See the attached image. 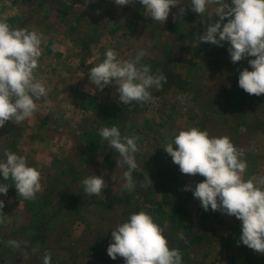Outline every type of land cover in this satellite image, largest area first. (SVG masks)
Instances as JSON below:
<instances>
[{
    "label": "rangeland",
    "instance_id": "1",
    "mask_svg": "<svg viewBox=\"0 0 264 264\" xmlns=\"http://www.w3.org/2000/svg\"><path fill=\"white\" fill-rule=\"evenodd\" d=\"M180 7L186 10L182 17ZM215 7L201 15L190 0H181L160 23L145 15L139 0L124 6L114 0H0V20L42 34L34 75L48 90L31 118L0 128V159L6 151L24 156L40 172L42 185L34 200H25L6 181L9 190L0 194V264H43L46 252L52 264H125L107 253L112 229L140 211L161 227L182 264H264V253L240 241V220L205 211L193 191L184 190L205 178L181 173L164 149L179 131L197 127L231 139L247 164L243 179L264 178V94L250 95L238 83L255 57L234 64L229 42L217 46L196 39L219 19ZM109 48L120 60L143 50L138 66L166 76L162 88H150L151 98L140 104L121 102L114 83L100 90L89 79L90 68ZM111 126L122 138L139 137L132 191L123 187L128 166H118V153L99 135ZM88 131L96 139L88 142ZM92 175L106 182L99 196L84 192L82 181ZM146 176L153 185L143 186ZM12 240L20 247L10 246Z\"/></svg>",
    "mask_w": 264,
    "mask_h": 264
},
{
    "label": "clouds",
    "instance_id": "2",
    "mask_svg": "<svg viewBox=\"0 0 264 264\" xmlns=\"http://www.w3.org/2000/svg\"><path fill=\"white\" fill-rule=\"evenodd\" d=\"M132 0H114L117 6H124ZM145 15L154 21L166 23L173 6L181 0H139ZM215 5L216 22L206 25L201 42L223 46L229 42L228 51L235 64L245 57L252 70L244 68L239 74V86L250 95L264 94V0H190L193 12L203 15L209 6ZM186 14L183 7L179 16ZM212 15L210 14V21ZM225 20L227 22L225 23ZM42 34L24 28H13L7 21L0 20V128L8 121L16 125L31 118L37 111L36 101L47 99L48 90L34 71L42 54ZM143 50L137 52L132 60L118 59V53L109 48L102 62L90 68L89 79L100 90L114 83L119 100L125 104L133 101L143 103L151 98L150 88L158 90L166 82V76L151 73L150 65H139L144 57ZM103 140L118 153V166L123 163L128 171L123 173V187L132 191L135 188L132 170L137 168L135 153L140 147L139 137H121L116 126L103 127L99 131ZM173 162L183 174H199L205 179L192 190L194 197L201 202L205 211H221L235 216L242 222L240 241L248 248L264 253V178L243 179L247 164L228 136L212 137L208 131L197 127L179 131L174 139L164 147ZM0 159V174L5 181L11 179L19 197L34 200L41 191V174L28 165L24 156L6 151ZM116 181L115 175L112 177ZM84 192L99 196L105 189V180L98 175L86 177L83 181ZM153 185L149 176L143 186ZM9 184L0 183V194H7ZM4 201L0 200V223L4 221L2 212ZM183 239V235L181 234ZM10 246L19 248V242L12 240ZM108 255L115 260L124 258L125 264H182L178 249L170 248L161 227L153 217L144 211L133 213L126 222L112 229V242L107 248ZM43 264H52V256L45 253Z\"/></svg>",
    "mask_w": 264,
    "mask_h": 264
},
{
    "label": "trees",
    "instance_id": "3",
    "mask_svg": "<svg viewBox=\"0 0 264 264\" xmlns=\"http://www.w3.org/2000/svg\"><path fill=\"white\" fill-rule=\"evenodd\" d=\"M233 101H234V99H233ZM86 135L88 136V138H87V141L89 142L90 141V139H96V137H97V135L95 134V133H93V132H91V131H88L87 133H86ZM83 162H85V161H83ZM199 175V174H198ZM3 183H7L6 181H3ZM200 202V201H199ZM179 208H184L182 205H180L179 206ZM204 215H205V213H204V211L202 212V219L204 218ZM173 222H174V220H172ZM172 221H171V223H172ZM198 237H200V236H198ZM197 237V238H198ZM167 238V237H166ZM201 239L203 238V237H200ZM171 248V247H170ZM184 257H187V254L185 253L184 254Z\"/></svg>",
    "mask_w": 264,
    "mask_h": 264
}]
</instances>
